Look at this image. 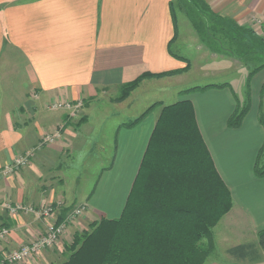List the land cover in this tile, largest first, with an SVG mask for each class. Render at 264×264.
I'll return each instance as SVG.
<instances>
[{"label": "crops", "instance_id": "1", "mask_svg": "<svg viewBox=\"0 0 264 264\" xmlns=\"http://www.w3.org/2000/svg\"><path fill=\"white\" fill-rule=\"evenodd\" d=\"M204 1L215 14L239 26H250L253 16L264 23V0L252 5V0ZM175 5L179 8L178 0H0V227L8 231L4 250L30 242L46 225L34 214L11 216L4 208L7 203L35 208L55 201H62V208L85 205L84 222L95 213L106 219L120 217L160 108L133 128L114 124L109 138L113 162L103 168L100 185L90 193H73L72 186L63 183L62 172L68 170L63 151L73 153L80 131L65 123L60 142L40 146L44 134L66 117L48 105L113 92L143 74L179 72L143 80L148 89L187 76L191 62L171 49L180 30ZM223 63L230 64L218 59L211 64ZM219 84L225 87L176 91L179 97L185 95L181 100L192 103L200 135L232 200L231 210L212 229V252L204 264H264L257 236L264 230V176L254 173L264 147V68L248 79L250 108L237 129L227 126L241 105L236 82L208 85ZM23 157L27 164L13 168ZM76 228L69 227L67 233ZM246 244L254 245L256 259L230 252ZM56 255L44 251L29 264H53Z\"/></svg>", "mask_w": 264, "mask_h": 264}, {"label": "trees", "instance_id": "2", "mask_svg": "<svg viewBox=\"0 0 264 264\" xmlns=\"http://www.w3.org/2000/svg\"><path fill=\"white\" fill-rule=\"evenodd\" d=\"M192 5L199 6L207 15L208 28L191 16L188 6ZM178 6L187 13L192 28L202 39L205 31L225 34L231 31L235 34L231 41L239 52L254 50L255 45L264 49L263 38L213 13L204 0H178ZM258 56L264 58V53L259 52ZM263 68L264 61L248 76ZM177 73L143 74L122 85L118 99H126L143 80ZM223 87L225 84L193 87L184 93ZM154 106L122 127H135ZM249 108L247 84L246 101L238 105L227 126L239 128ZM262 157L264 147L254 169L258 178L264 176ZM231 208L230 191L218 175L203 142L192 103L181 100L162 106L120 217H101L91 225L90 232L75 234L66 247L67 259L60 264H204L212 252V229ZM70 210V207L61 208L57 223ZM257 236L258 245L264 249V230ZM230 252H239L244 258H257L253 244L238 246Z\"/></svg>", "mask_w": 264, "mask_h": 264}, {"label": "rangeland", "instance_id": "3", "mask_svg": "<svg viewBox=\"0 0 264 264\" xmlns=\"http://www.w3.org/2000/svg\"><path fill=\"white\" fill-rule=\"evenodd\" d=\"M255 2L256 0H252L249 3L252 5ZM206 4L213 12L212 5ZM174 7L180 30L176 37H179L178 41L175 45H172L171 49L172 51H177L179 54H184L191 62L189 64L191 71L187 76L180 79L177 83L176 81H168L165 86L162 83H158L152 89L146 88L143 81H141L129 93L128 97L122 101L118 99L121 96L122 89L118 88L113 92L102 90L92 97H84L75 101H60L63 102L61 108L54 109L63 111L66 117L63 124L58 125L52 132L46 133L54 134L56 130L59 133L60 137L54 140L52 144H56L62 140L63 129L67 123L71 125L74 132L76 131L77 133L80 131V133L78 132V147L73 153L69 154L65 149L63 151L62 163L68 166V170L65 169L62 172L64 176L63 183L66 182L65 186H72L73 193L84 190L90 193L100 185L103 178V168H107L113 162V137L109 139L110 134H113L112 126L115 124L116 126H114L117 128L120 123V125L130 123L134 118L143 114L147 107L149 109L155 105L152 110L161 109L162 105L157 102H161L165 106L176 102L177 97H179L176 93L177 88L181 87L186 89L195 86H205L224 80H233L236 82L235 90L240 95L241 104H244L246 101L248 75L264 61L263 57L258 56L259 52L264 53V49L260 48L259 45H255L254 50L239 52L240 49L231 41V38L235 37V34H232L231 31L226 32V34L205 31L202 39V37L197 35L191 25L189 28L190 23L186 16L187 13L180 12L181 10L179 11L178 9L181 8H177V5ZM188 7L191 16L195 20H201L208 28L207 15L202 12V9L199 6L195 8L193 5ZM251 21L250 26L241 27L252 30L256 36L264 39V23L259 21V17L257 16H253ZM236 41L241 42L238 39ZM243 41L246 43L247 39L244 38ZM214 59H218V61L226 60L230 64L223 63L215 67V64H211ZM235 66L241 70H238ZM184 96L181 95L179 99H184ZM86 109H88V112ZM86 114L88 117L85 116ZM262 114L261 116L264 118V113ZM88 118L89 121L86 124ZM57 184L56 186H58ZM51 203H61V207L64 206L62 201ZM87 210L88 208L86 207L84 214ZM84 214L74 224L69 226H77L76 230L68 234V227L52 249L44 250L57 254L53 256V264H60L67 259L66 247L71 244L75 234L81 235L82 233L90 232L92 230L91 225L94 222H98L99 218L102 217L98 213H95L84 222L82 220ZM37 256L25 263L35 262Z\"/></svg>", "mask_w": 264, "mask_h": 264}, {"label": "built area", "instance_id": "4", "mask_svg": "<svg viewBox=\"0 0 264 264\" xmlns=\"http://www.w3.org/2000/svg\"><path fill=\"white\" fill-rule=\"evenodd\" d=\"M62 103L60 101H52L48 107L53 110L58 109L61 108ZM59 137L57 130L54 134H44L41 138L40 146L52 144ZM26 164L27 157H23L15 161L13 168ZM7 171H10V168ZM61 206V203H50L39 208L22 204H5L4 208L11 216L34 214L44 220L46 225L44 230L38 233L33 240L13 250L3 249L8 237V231L6 228L0 227V262L3 264H23L36 257L41 251L52 249L66 229L84 214L86 208L85 205L72 208L64 219L57 223L58 216L56 213L62 208Z\"/></svg>", "mask_w": 264, "mask_h": 264}]
</instances>
